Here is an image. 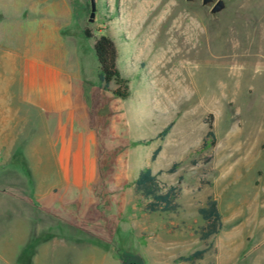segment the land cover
<instances>
[{"label":"rangeland","instance_id":"rangeland-1","mask_svg":"<svg viewBox=\"0 0 264 264\" xmlns=\"http://www.w3.org/2000/svg\"><path fill=\"white\" fill-rule=\"evenodd\" d=\"M217 1L95 0L91 22V0H0V78H12L17 109V126L0 128V264H62L60 252L66 264H264V0H224L214 14ZM190 24L201 36L191 53ZM101 36L116 46L127 99L100 84ZM34 55L73 93L48 123L25 98ZM207 122L215 146H203ZM147 167L167 185L181 178L177 213L144 211L134 187ZM210 196L223 225L203 241ZM40 234L49 239L36 245ZM203 248L196 263L178 261Z\"/></svg>","mask_w":264,"mask_h":264},{"label":"trees","instance_id":"trees-1","mask_svg":"<svg viewBox=\"0 0 264 264\" xmlns=\"http://www.w3.org/2000/svg\"><path fill=\"white\" fill-rule=\"evenodd\" d=\"M88 37L90 35L88 34ZM94 51L98 59V77L100 84L103 88L107 89L109 85L115 84L117 89L113 92L114 96L119 99H127L130 96L129 84L130 81L126 75L120 71L117 67L118 52L113 40L108 36H101L94 44ZM209 131L206 133L203 140V146H207L208 140L211 138V146L216 145V138L214 134V127L212 122H207ZM170 130V126L163 131L162 135L165 136ZM158 148L153 152L152 159L155 160L156 156L160 152ZM179 164H174L169 170V173H174L177 170ZM181 178L177 185H167L162 183L157 174L153 172L152 168H144L140 171L135 181L134 191L142 200L145 201L144 211L148 213H177L181 205L178 202L181 196L180 187ZM199 214L203 218L205 225L201 231V240L207 241L212 236L217 235L222 229V215L219 210L218 202L213 197H209L206 204L199 209ZM49 237L42 236L41 234L36 237L34 244H42L46 242ZM208 248H203L194 251L188 256H182L178 258V261L196 263L201 260ZM28 259V254L25 258L21 259L23 263Z\"/></svg>","mask_w":264,"mask_h":264},{"label":"crops","instance_id":"crops-1","mask_svg":"<svg viewBox=\"0 0 264 264\" xmlns=\"http://www.w3.org/2000/svg\"><path fill=\"white\" fill-rule=\"evenodd\" d=\"M9 65L11 68L12 65ZM25 66L27 71V73H25V98L28 101L27 103L32 107L35 105L37 109L43 111L42 116L45 118V123H48V117L51 113L61 114L64 110L72 108L73 93L68 91L67 78L57 67L46 68V64L37 60L35 55L31 60L27 61ZM0 80H2V82H0V128L11 129L17 126L15 124L17 109L15 108L14 110L12 107L15 93L8 90V87L13 80L12 78L4 77H1ZM31 92L36 93V101L38 100L37 103L29 101ZM60 242V239H54L51 244H59ZM51 244H48L47 246L50 247ZM69 246L72 247L71 245ZM38 256H40V254ZM58 258H63L65 262L62 264H66V260H69L70 257L67 256L66 253L60 252V256L58 254L57 257H54V260ZM85 262L96 264L95 259H90V257H88ZM34 264L36 263L34 262Z\"/></svg>","mask_w":264,"mask_h":264},{"label":"bare ground","instance_id":"bare-ground-1","mask_svg":"<svg viewBox=\"0 0 264 264\" xmlns=\"http://www.w3.org/2000/svg\"><path fill=\"white\" fill-rule=\"evenodd\" d=\"M143 4V3H142ZM148 6V5H147ZM150 6V5H149ZM151 9V8H150ZM142 12L143 13H145L146 12V10H145V8H143L142 9ZM135 13V12H134ZM149 14H150V12H149ZM134 15V14H133ZM148 16V15H147ZM164 21V20H163ZM150 22V21H149ZM160 21L159 20H157L156 19V22H155V24H154V26L152 27V32H154L155 33V31L156 30H158L159 29V27H160ZM175 23V25L173 26V28H172V30H171V33L170 34H172L171 36H173V39H172V41H173V47H176V43H177V22H174ZM193 23V22H192ZM140 25H141V23H140ZM147 25V24H146ZM191 25V24H190ZM179 27V26H178ZM188 30H189V32L187 33V36H186V39H184L185 40V43L182 45L183 47H185V48H187V49H189V53H191V52H194L197 48H199L198 47V43H200L201 42V36H200V29H199V27L197 26V25H194V24H192L191 25V27H189L188 28ZM187 31V30H186ZM153 33V34H154ZM185 33V32H184ZM183 36H184V34H183ZM147 40V39H146ZM150 40V39H149ZM150 41H148L147 42V44L149 43ZM182 44V43H181ZM150 45H151V43H150ZM169 46V45H168ZM172 48V47H171ZM175 49V48H174ZM200 49V48H199ZM170 52V51H169ZM174 54V53H173ZM165 56V55H164ZM164 61V60H163ZM166 62V61H165ZM190 62V61H189ZM163 63V62H162ZM181 66V65H180ZM184 66V65H183ZM179 69V68H178ZM187 69H189V68H183V69H180L179 71H178V73H177V76H175V79L174 78H172V79H174V80H177L178 81V86L180 85H182V82L183 81H181L180 79H181V77L183 76V73H184V70H187ZM177 72V71H176ZM176 75V74H175ZM168 81H170V80H168ZM172 81V80H171ZM175 83V82H174ZM174 87V86H173ZM170 89V88H169ZM176 90V89H175ZM173 91V90H172ZM188 129V128H187ZM189 137V136H188Z\"/></svg>","mask_w":264,"mask_h":264},{"label":"water","instance_id":"water-1","mask_svg":"<svg viewBox=\"0 0 264 264\" xmlns=\"http://www.w3.org/2000/svg\"><path fill=\"white\" fill-rule=\"evenodd\" d=\"M188 1H192V0H188ZM211 2L212 0H203V5H208ZM223 9H225L224 0H218L212 8V13L216 14L222 11ZM95 18H96V2L95 0H91V18L89 20L93 22ZM130 264H138V263H130Z\"/></svg>","mask_w":264,"mask_h":264}]
</instances>
